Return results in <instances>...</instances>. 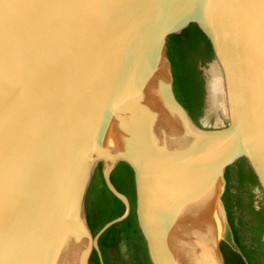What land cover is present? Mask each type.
Instances as JSON below:
<instances>
[{
    "label": "water",
    "instance_id": "1",
    "mask_svg": "<svg viewBox=\"0 0 264 264\" xmlns=\"http://www.w3.org/2000/svg\"><path fill=\"white\" fill-rule=\"evenodd\" d=\"M196 23L221 66L228 123L177 100L166 41ZM245 158L264 195V0H0V264H88L128 217L111 182L134 171L152 264H224L222 195ZM99 163L125 205L94 236L85 200Z\"/></svg>",
    "mask_w": 264,
    "mask_h": 264
},
{
    "label": "trees",
    "instance_id": "2",
    "mask_svg": "<svg viewBox=\"0 0 264 264\" xmlns=\"http://www.w3.org/2000/svg\"><path fill=\"white\" fill-rule=\"evenodd\" d=\"M166 54L174 77L177 100L200 125L205 110V81L202 67L215 60L212 44L196 23L166 41ZM111 182L127 196L131 210L124 220L113 224L98 239L104 264H152L136 214L134 171L120 162L111 173ZM227 181L222 200L235 246L220 242L224 264H264V195L257 176L243 157L225 170ZM86 218L94 236L109 222L125 212L124 203L107 188L99 163L92 176L85 200ZM88 264H101L94 249Z\"/></svg>",
    "mask_w": 264,
    "mask_h": 264
},
{
    "label": "rangeland",
    "instance_id": "3",
    "mask_svg": "<svg viewBox=\"0 0 264 264\" xmlns=\"http://www.w3.org/2000/svg\"><path fill=\"white\" fill-rule=\"evenodd\" d=\"M213 67L216 68L217 71L218 84H221L219 85V91H217L216 94L219 98L216 96L213 97L210 91V85L214 79L212 72ZM202 73L205 81V110L204 115L200 120V125L207 129H220L228 123L224 101V80L222 69L218 61L213 60L202 67Z\"/></svg>",
    "mask_w": 264,
    "mask_h": 264
},
{
    "label": "bare ground",
    "instance_id": "4",
    "mask_svg": "<svg viewBox=\"0 0 264 264\" xmlns=\"http://www.w3.org/2000/svg\"><path fill=\"white\" fill-rule=\"evenodd\" d=\"M212 72H213V77H214V79H213V82H212V84L210 85V91H211V94H212V96L214 97V96H216V97H218L216 94H217V91H219L218 89H219V85H221V84H218V78H217V71H216V68H214L213 67V69H212ZM220 80V79H219ZM219 83H221V82H219ZM221 90V89H220ZM219 93V92H218ZM219 98V97H218Z\"/></svg>",
    "mask_w": 264,
    "mask_h": 264
}]
</instances>
